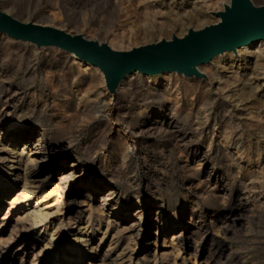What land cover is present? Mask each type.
Segmentation results:
<instances>
[{"label": "bare ground", "instance_id": "obj_1", "mask_svg": "<svg viewBox=\"0 0 264 264\" xmlns=\"http://www.w3.org/2000/svg\"><path fill=\"white\" fill-rule=\"evenodd\" d=\"M16 1L0 0V13L21 25H27V22L10 17L9 11L5 10ZM151 1L156 4L165 0ZM173 1L168 0L170 8L167 12L164 10V14L160 6L152 7L148 0H90V4L102 12L110 10L118 21L123 16L130 26L127 22H124L127 24L124 27L119 23L122 25L120 31L127 39L163 36L168 27H172L173 31L175 27L189 24L199 25L197 30L201 27L200 33L220 26L222 14L233 8L232 2L228 9H219L220 15L210 20L205 14L206 8L214 7L215 3L218 5V0L208 3L195 0L203 2L205 8L198 7L196 2L186 4L184 8L177 4L179 7L175 8ZM51 2L48 4L50 12L45 14L49 19L56 20L63 12L73 13L79 0ZM248 2L252 8H264V0ZM118 14H121L120 19ZM139 17L143 23L140 27ZM34 24L30 25L68 34L55 25ZM0 32V211L7 204L4 219L12 214L21 216L15 219L8 240L0 243V264L2 257L11 250H23L27 242L31 243L32 250V259L28 260V264H188L185 254L192 249V264L204 256L206 262L230 264L225 250H213L212 242H222L233 234L231 225L240 227L245 224L238 216L239 211L247 210L242 201L245 194L226 184L240 178L228 173L238 167L232 156L234 153L227 148H238L236 153L244 148L240 142L242 134L255 140L251 148L253 152L264 147L260 143L258 146L259 138L264 143V92L260 85H254L259 75H264V51L261 54L254 51L255 48L261 52L264 38L250 39L233 50L214 53L208 60L193 65L195 74L186 75L174 70L145 74L134 70L125 74L117 84L115 119L119 121L121 117L123 124L129 128L131 139L138 141V150H151L145 160L156 158L159 162L158 168H147L149 176L155 177L165 172L163 169L168 168L167 158L170 154L181 158L177 160L175 168L184 177L182 186L188 190L184 192L179 210H183L186 203L188 207L182 218L175 220V213L168 209L162 199H158L155 190L146 187V205L143 207L131 182H127V186L119 191L117 184L107 180L106 177L115 179L120 185L128 174L123 165L130 164L133 155L126 140L111 128H106L96 134L89 145L78 142L76 120H79L77 115L82 114L78 107L82 106L88 119H94L91 116L93 103L86 95L91 94L90 91L95 90L98 84L104 87L106 83L100 68L58 46H54L57 48L54 52L45 48L38 58L43 61L42 86L47 94L38 95L35 89H29L23 82L27 70L12 68L8 64L12 56L33 52L27 45L36 43ZM174 33L163 37L171 41L174 38L184 40L191 32H187L184 38ZM120 40H117L118 43ZM18 41L26 42L20 44ZM115 41L108 43L109 47L105 45L111 51L120 52L115 50L117 45L120 46ZM93 42L102 45L100 41ZM250 56L255 58L254 61L249 59ZM238 59L239 62L244 61L243 65H238L239 68H245L251 62L252 67L248 65L250 72L247 75L238 77L234 72ZM82 61L83 64L80 63ZM198 74L207 76L209 83ZM259 93L263 96H258ZM130 95L135 96L133 101L128 100ZM149 99L156 102V107L144 108ZM231 100L234 104L230 103ZM100 108L105 110L104 105ZM236 121L238 123L233 127ZM214 138L217 139L215 143L212 142ZM231 139L233 142L228 144L227 141ZM99 151H103V155L100 154L94 165L93 156ZM214 161L220 165L218 172L210 168V165L214 167ZM250 177L254 175L244 170L241 182ZM255 178L260 181L264 176ZM226 197H229L228 202L237 203V209L225 206ZM198 198L212 204L205 215L212 217L207 221V226L216 229V233H208L207 226L199 222L204 215L194 208ZM139 239L144 241L143 247L153 244L151 251L142 249V257L135 255ZM160 240L162 247L158 251L156 243ZM58 249L63 256L60 262H56ZM46 253L53 254L54 259L46 256ZM70 258L75 259L70 261ZM20 260H23L22 257ZM22 262L20 264H26Z\"/></svg>", "mask_w": 264, "mask_h": 264}, {"label": "rangeland", "instance_id": "obj_2", "mask_svg": "<svg viewBox=\"0 0 264 264\" xmlns=\"http://www.w3.org/2000/svg\"><path fill=\"white\" fill-rule=\"evenodd\" d=\"M148 1L150 3H152L151 4L152 7H154V5L160 6L161 12H163V14L165 11L167 12V10H169L168 8H170V3L168 2V0L161 1V2H158L156 4H154L151 0H148ZM208 1H210V0H207V1L205 0V3H208ZM222 1H225V2H222ZM222 1L218 0L219 4L217 5V3H215L214 4L215 8L209 7L212 10H210L209 8H206L205 14L207 15V17L210 18V20H214V17H218L221 13L220 10L228 9L232 5V2H233V0H222ZM50 2H51V0H18V1H16V3L14 5H10V7L8 6L7 7L8 9L6 8L5 10L9 11L8 14L10 17H12L13 19H16V20H21V22L24 21V22H27L28 24L35 23L38 25H42V24H50L52 26L55 25L54 27H61V29L66 33L68 32V34L79 35V36H82V37H85L87 39L97 41V42L100 41V43L106 44V45H108V47H109L108 43L113 44L115 41L114 37L115 38L117 37L116 38L117 40L118 39H121V40L119 41V43L116 40L117 44H119L120 46L117 45L115 50L120 51V52H127V51H131L133 49H137V48H140L143 46L153 45V44L158 43L159 41H171V40H167L168 39L167 37H169V34L174 33V32H175L174 35H176V36L178 35V36H181L182 38H184V37H187V35H188L187 32L199 33V30L200 29L202 30L201 27L199 30H197L199 28L198 27L199 25L197 26L196 24L195 25L189 24V25H186L184 27H178L177 28L178 30L175 27V28H173V31H172V27H168L169 30L167 29L168 31L165 32L166 34L165 33L163 34L164 37H165V35H167L166 38H164L161 35V36H157V37L153 36L151 38L149 36L148 39H146L147 36H145L146 38L142 37V36H140V37L136 36V37H132V38L127 39V37L125 35L123 36L121 34V31H120V29H122V27L125 26L124 24H126L124 22H127V21H124L126 19L123 16H121V14H118V16H117L118 19H120L122 17L121 20L118 21L117 18H115L117 20L116 21L110 10L109 11L103 10V12H102V10L94 9L92 7V4H90V0H79V3L77 5L76 9L73 10L74 14L73 13L65 14L64 12L61 13V11L59 10L60 11L59 13H61V15L59 17H57L56 20L55 19L53 20V19H49V17L45 14V13L50 12V11H48L49 10L48 8L50 6V5L48 6V4H50ZM173 2L175 3L172 5L173 7L177 8V7L181 6L184 8L186 4H190L191 2L195 3L196 1L195 0H175ZM227 2L229 3V5ZM196 3L198 4L197 5L198 7H200V6L204 7L203 2L198 1ZM207 5L209 6L210 4H207ZM91 9H92V11H91ZM76 11H77V13H76ZM70 12H72V11H70ZM59 13H58V15H59ZM69 14H71V15H69ZM119 16H121V17H119ZM45 17H47L48 19H46ZM130 20L132 21V17ZM139 20L141 21L140 17L138 19V24L141 23ZM44 21L45 22L50 21V22L45 23ZM158 22L160 23L161 21H158ZM119 23L123 24V26L120 25ZM127 24H128V22H127ZM142 24L143 23H141V25H138V26L140 27V26H142ZM129 26L130 25L128 24V27ZM196 26H197V28H196ZM128 27H125V29H127ZM181 34H183V35H181ZM0 35H1V32H0ZM119 36H121L123 38H121V37L119 38ZM159 38H160V40H159ZM134 39H136V40H134ZM154 40L156 41V43ZM14 42H16V40ZM25 42L26 41H18V43H20V44L21 43L23 44ZM32 44L33 43H30L31 46L27 45L29 48L31 47L33 50V52L30 53L31 55L27 54V52L25 53L26 55L25 54H23V55L17 54L16 56H12L11 58H9L8 64L11 65L10 67H12V68H22V69L25 68L27 70V77L24 78V81H23L24 84L31 90L35 89V91L38 93V95L39 94H45L46 95L47 94L46 89L42 86V84L44 83L43 76H42L43 73H42V68H41L43 61L40 57H39L40 58L39 59L38 56H41V54L47 49L50 51H53V50L57 51V48H55L54 46H51V45H49V47H48V46H43V45H37V44L32 45ZM261 48H262L261 52L255 48H254V51L255 52L257 51L256 52L257 54H261L262 51H264V46H261ZM34 55H35V57H34ZM21 56H22V58H21ZM27 57H29V58H27ZM236 57H239V54H236ZM262 57L264 60V53H262ZM249 59L251 61H254L255 58L253 56H250ZM243 62L244 61L239 62V59H238L236 68H233L234 72L236 71V73L238 74V77L240 75L241 76L247 75L250 72L248 65L250 66V68L252 67L251 62H250L249 64H247V67L239 68L238 65L239 64L243 65ZM80 63L83 64L84 61H82ZM197 76H199L202 80H205V81L208 80V77L203 75V74H198ZM228 76H230V75H228ZM209 81L210 80H208V83H209ZM263 82H264V75H262V76L259 75V77L257 78V80L254 84V85H260L262 92H264V83ZM100 85L101 84H98V87H96L97 89L95 88V90L90 91L91 94L93 93L92 95L90 93H87L88 95L85 94L86 96H90L89 98H90V100H92V101H90V103L91 102L93 103V107H92L93 113L91 116L94 119H92V120L88 119V117L86 116V112L84 111L82 106L78 107V110L80 112L82 111V114L79 113L77 115V118L79 117V120L78 121L76 120V131L78 132V136H79L78 142H80V144H83V145H85V144L89 145L92 141V138L94 139V136H96V134L101 133V131H103L106 128H111L121 138L126 140L127 144L130 145L128 147H129V151H131V153L133 155V159H132L131 163L128 164L127 166L125 164L123 165V168L125 169V173H128V174H127V176H125L124 181L120 182V185H118L119 183L116 182L115 179L110 180L109 177H106L107 180H109V182H112V183L114 182L115 185L117 184V189L119 191H122L124 189V187L127 186V182H128V184H129V182H131L132 186H134V190L137 192V196L139 198V204L142 205L143 207H145V205H146L145 200H144L146 187L150 188L151 190H155L157 192L158 199L159 200L162 199L161 201H163V203H165L167 205L168 209L169 210L171 209L172 212L175 213V217H174L175 220L181 219L183 214L187 210V207H188L187 206L188 203H186L185 208L183 210H179L181 208L182 199H183V196L185 194L184 192L186 190H188L185 186H182L183 182H184V180H183L184 177L180 174V172H178L177 168H175L177 160L179 161L181 158L178 155L175 156V155L170 154L169 157L167 158V161H168L167 167L168 168L163 169L165 172L163 173L162 172L163 170H162L161 175H158L155 177L149 176V174H148L149 169L147 170V168L148 167L149 168H158L159 162L156 160V158H154V160L153 159H148V160L146 159L145 160V158L151 154L149 152L151 150H145V149L144 150L143 149L138 150L137 149V147L139 146L138 141H133L131 139L129 128L127 126H125V124H123L121 117H119V121H117L115 119L116 115H115V109H114V106H115L114 105V96H115V93L118 89L119 84L114 88L113 91L108 90L106 83L104 84L105 85L104 87H103V85H101V86ZM260 92H261V90H260ZM259 94L260 95H258V94L257 95L263 96L262 93H259ZM133 96L134 95H130L128 97V100L133 101V99L135 97V96L134 97ZM262 99H264V98L262 97ZM230 103H233L232 100L230 101ZM103 105L105 106V110L102 111V109L100 107ZM156 105L157 104L155 101L149 99L144 104V106H145L144 108H149V107L152 108V107H156ZM83 114H85V115H83ZM86 121H87V123H86ZM104 123H106V124L104 125ZM237 123L238 122L236 121L232 126L234 127V125H237ZM106 125H107V127H106ZM103 127H105V128H103ZM236 131H238V129H236ZM240 138H241V140H240L241 145L244 146V148L240 149L241 151L239 150V152L236 153L235 150H237L238 148H234L233 146L232 147L229 146L227 148L229 151H232V153H234V155H232V156H234L233 158L235 159L236 165L238 167L236 169L230 170L228 173L234 174L238 178L239 177L241 178V176H243V172L245 170L246 172H249L250 175L253 174L254 177L261 176V175L264 176V149H263L264 147H260L261 148L260 150H254V152H253L251 148L255 144V140L254 139L252 140V138L245 137V135H243V134L240 135ZM263 138L264 137H262V139ZM260 140L261 139L259 138L258 146H259V143L261 144V146L264 144ZM212 142L213 143L217 142V139L214 138L212 140ZM232 142H233L232 139L227 141L228 144H231ZM149 148H151V146ZM209 151H210V149H209ZM101 152L103 153V151H99V153L97 152L96 154H94V156H93V159H94L93 164L94 165L98 161L99 157L101 155H103ZM211 152H212V150H211ZM249 158H250V162L248 161ZM212 164H214V167L212 165H210V168H214V170L218 172L220 170V168H219L220 165L218 164V162L214 161V162H212ZM169 167H170V169H169ZM128 170H129V172H128ZM170 172H172V173H170ZM258 174H260V175H258ZM240 178L239 179L236 178L235 182L231 181L232 183L226 182V184H227V186L232 187L235 190L236 189L238 191L241 190V192H243L245 194L242 201H243V203L246 204L247 210L245 212L239 211V213H238V216L244 221L245 224L243 226H240V227L231 225L230 227H232L231 230L233 231V234L228 235L225 239H223L222 242L221 241L220 242L214 241L215 243L212 242V247H213L212 249L217 250L219 248L218 250H220V249L225 250V255H226V253H227V255H229L228 261L230 262V264H264V179H260V181H259L257 178L253 179L250 177L248 180L241 182ZM179 179H181V180H179ZM194 185L195 184H193V186ZM184 188H186V189H184ZM219 189H221V186L218 188V190ZM170 199H171V201H170ZM196 200H197L196 201L197 205L194 206L195 210L199 214L204 215L203 219L199 220V222L202 221V223H204L205 226H207V221L209 219H211L212 217L210 218L208 215H205V213H206L209 205L211 206L212 204H210L206 200H205L206 201L205 202L201 198H198ZM226 200H227L226 201L227 203H224V204H227L225 206H227L228 209L234 210L237 207V203L232 202V201L228 202L229 197H226ZM7 206H8L7 204H4L3 208L0 211V222H3L2 226L0 227V243H4L8 240L10 232H11V228L13 227L15 219L21 218V216H19L20 214L19 215H13L12 214L9 217L4 219V214L6 212L5 210L7 209L6 208ZM222 216L224 218V216H225L224 213ZM206 230L210 234L216 233V229H213L209 226L206 227ZM136 243L137 244H136L135 255L137 257H142L144 255V252H142V249H145V250L149 249V251L153 250V244H150L147 247H143L144 241L141 239H139L138 242H136ZM218 243H219V247H218ZM36 246H35V248H36ZM156 246H157V250L159 251L162 247L161 240L157 241ZM103 248H106V247L104 246ZM207 248H209V246ZM58 250L59 251H57V252L59 254H58V257L56 259V262H60L61 258H63V256L61 255V250L60 249H58ZM31 252H32L31 243L27 242L26 247L23 248V250H21V251L19 250L18 252H13L11 250V252L7 253L6 256L2 257L1 258V264H20L22 261H23L22 263L28 264L30 262L28 260L32 259ZM192 252H193V249L188 251L185 254V258L187 259L186 261L188 264L193 263L192 262L193 261L192 254H191ZM46 256H48L52 259H54V257H55L53 254H49V253H46ZM21 257L23 259L22 261L20 260ZM64 259H66V257H64ZM74 259L70 258V261L74 260ZM205 259H206L205 256L197 258L196 264H200V263H202V264L203 263L204 264H213V263H211V261L206 262ZM67 260H68V258H67ZM61 263L66 264L67 262H61ZM82 263H85V261Z\"/></svg>", "mask_w": 264, "mask_h": 264}, {"label": "water", "instance_id": "obj_3", "mask_svg": "<svg viewBox=\"0 0 264 264\" xmlns=\"http://www.w3.org/2000/svg\"><path fill=\"white\" fill-rule=\"evenodd\" d=\"M222 24L198 34L190 33L184 40L173 39L147 45L129 52L111 51L105 44L70 36L63 32L21 25L0 13V31L10 36L34 41L37 45L58 46L76 54L100 68L104 73L107 88L113 91L119 80L134 70L145 74L162 71L195 74L194 64L208 60L214 53L235 47L250 39L264 38V8H252L248 0H233V8L222 14Z\"/></svg>", "mask_w": 264, "mask_h": 264}]
</instances>
